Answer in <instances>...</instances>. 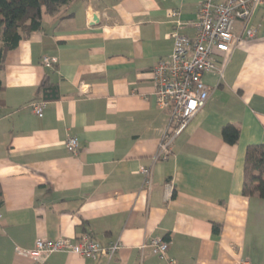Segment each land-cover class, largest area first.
I'll list each match as a JSON object with an SVG mask.
<instances>
[{"label": "crops", "instance_id": "0c3cea01", "mask_svg": "<svg viewBox=\"0 0 264 264\" xmlns=\"http://www.w3.org/2000/svg\"><path fill=\"white\" fill-rule=\"evenodd\" d=\"M200 2L72 0L7 53L0 264H34L16 248L30 249L36 238L75 242L83 234L101 245L118 240L121 249L110 259L58 251L45 264H165L141 247L153 238L169 241L175 264H264V199L241 192L245 148L264 143V0L251 19L256 37L215 56L223 74H203L205 105L170 156L155 158L170 115L151 70L172 52L174 20L180 34L194 36ZM44 55L56 63L43 66ZM46 79L59 96L39 117L32 104L43 101L37 90ZM228 123L239 128L235 144L221 137ZM67 136L77 137L76 154L63 145ZM142 167L151 171L148 188Z\"/></svg>", "mask_w": 264, "mask_h": 264}, {"label": "built area", "instance_id": "2783aa9c", "mask_svg": "<svg viewBox=\"0 0 264 264\" xmlns=\"http://www.w3.org/2000/svg\"><path fill=\"white\" fill-rule=\"evenodd\" d=\"M261 0H201L196 20L193 25V37L180 34L177 28L181 23L174 20L176 29L171 32L173 49L171 54L160 60L151 70L157 102L161 108L169 110L170 124L164 131L155 158L167 159L171 154L173 139L185 129L192 117L205 105L208 89L202 81L203 74L217 72L223 74V65H218L215 56L219 53L227 54L242 40L252 39L257 35V28L251 24L254 10ZM172 17L179 13L171 10ZM236 22L241 24L240 35L236 34ZM56 57L44 55L41 64L52 67ZM45 101L32 104V111L39 117L43 115ZM63 145L76 154L79 149L78 139L67 136ZM144 185L148 188L151 183L150 168L142 167ZM172 186H168L165 197L171 195ZM168 240L153 238L141 247L149 246L154 254L162 258L165 264H175L168 256ZM120 241L107 245L91 239L83 234L77 241L68 242L65 239L50 240L36 238L30 249L16 248L17 253L28 257L34 264H45V257L53 252L66 251L85 258L96 259L104 256L114 257L121 249ZM237 264H252L249 260H239Z\"/></svg>", "mask_w": 264, "mask_h": 264}, {"label": "trees", "instance_id": "16d2710c", "mask_svg": "<svg viewBox=\"0 0 264 264\" xmlns=\"http://www.w3.org/2000/svg\"><path fill=\"white\" fill-rule=\"evenodd\" d=\"M72 0H0V74L7 53L13 50L21 39L38 30L44 14H56L62 6ZM2 82L0 78V93ZM43 101L58 98L57 84L47 79L41 82L37 90ZM221 137L228 144L239 139V128L226 124L221 129ZM241 192L244 196H257L264 199V143L249 144L245 148ZM2 190L0 185V205ZM219 231L217 224L213 225Z\"/></svg>", "mask_w": 264, "mask_h": 264}, {"label": "rangeland", "instance_id": "374dc122", "mask_svg": "<svg viewBox=\"0 0 264 264\" xmlns=\"http://www.w3.org/2000/svg\"><path fill=\"white\" fill-rule=\"evenodd\" d=\"M263 218H264V216H263Z\"/></svg>", "mask_w": 264, "mask_h": 264}]
</instances>
